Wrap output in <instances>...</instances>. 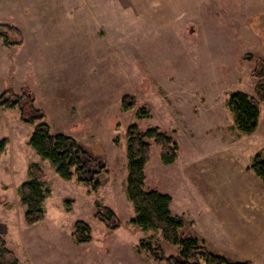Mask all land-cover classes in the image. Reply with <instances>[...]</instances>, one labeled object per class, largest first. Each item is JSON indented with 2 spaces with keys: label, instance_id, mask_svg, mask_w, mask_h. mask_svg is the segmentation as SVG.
I'll return each instance as SVG.
<instances>
[{
  "label": "rangeland",
  "instance_id": "obj_1",
  "mask_svg": "<svg viewBox=\"0 0 264 264\" xmlns=\"http://www.w3.org/2000/svg\"><path fill=\"white\" fill-rule=\"evenodd\" d=\"M100 1L111 2L0 0V24L25 37L18 48L0 40V93L30 88L55 134L96 153L100 147L98 157L108 165L98 193L63 180L29 146L34 127L17 110L0 109V141H9L0 157V226L9 249L21 264H160L138 248L140 240L154 238L167 255L176 254L159 233L129 223L127 131L138 124L142 131L159 127L179 144L177 161L166 166L152 142L145 189L173 198L171 210L184 219L185 234L231 262L264 264V217L254 222L246 212L257 192L246 167L264 148V124L245 134L228 107L231 92L255 94L254 63L245 56L264 59V0H214V6L208 0L201 28L190 34L179 31L180 21L154 30L144 16L102 15L92 9ZM125 95L137 99L129 111L121 110ZM141 107L148 118L137 117ZM32 163L45 171L52 194L44 220L28 225L18 189ZM66 200L73 201L71 212ZM96 201L117 213L120 229L110 231L94 217ZM77 221L90 225L91 242H75Z\"/></svg>",
  "mask_w": 264,
  "mask_h": 264
},
{
  "label": "trees",
  "instance_id": "obj_2",
  "mask_svg": "<svg viewBox=\"0 0 264 264\" xmlns=\"http://www.w3.org/2000/svg\"><path fill=\"white\" fill-rule=\"evenodd\" d=\"M0 40L7 48H18L25 45L22 31L12 24H0ZM245 59L254 63L251 77L255 80L254 96L245 92H231L228 107L232 112L237 128L245 134H253L259 127L261 104H264V59L246 55ZM137 106L133 95L121 99V110L129 111ZM0 109L17 110L20 120L34 127L29 146L43 159L49 160L55 172L65 181L75 180L84 184L88 192L98 193L102 188L101 177L108 172L107 163L98 156L90 154L72 136L54 133L47 122V114L37 105V98L28 87L17 90L7 87L0 93ZM137 117L146 119L150 111L146 107L137 110ZM118 142V138L115 139ZM152 142L161 151L164 165L174 164L180 147L175 138L159 127L142 131L138 124H131L127 131V196L134 207V216L129 223L145 232L159 233L160 237L176 254L167 255L154 238L140 240L139 251L151 255L160 264H254L252 260L231 262L225 256L209 249L207 243L196 235H186V223L182 217L173 214V198L159 190L145 189L146 166L150 162ZM7 139L0 141V157L6 152ZM264 183V148L253 158L247 167ZM29 179L18 189L21 204L26 207L25 221L34 225L44 220V203L52 194L48 186L47 175L43 168L32 163L28 167ZM67 211H72V200L65 201ZM94 217L110 231L121 228L122 221L117 213L100 201L95 202ZM6 229L0 226V264H21L17 256L8 247ZM73 238L77 244L92 241V229L83 221L74 225Z\"/></svg>",
  "mask_w": 264,
  "mask_h": 264
},
{
  "label": "crops",
  "instance_id": "obj_3",
  "mask_svg": "<svg viewBox=\"0 0 264 264\" xmlns=\"http://www.w3.org/2000/svg\"><path fill=\"white\" fill-rule=\"evenodd\" d=\"M210 1L211 5L214 6L212 3L214 0ZM249 2L250 0L245 1V3ZM207 3L208 0H111L108 4L104 1L94 2L92 3V9L102 15H105L106 13L110 15L112 12H119L125 17L131 15L135 18V15H137L141 18V20L143 18L142 16H144L146 23L151 28H154V30L157 28L162 29L163 27H167L174 21H180L182 25L180 26L179 31L183 30L184 33L186 32L190 34L192 32L196 33V31L201 28L203 16L206 17L208 14ZM248 28L250 27L248 26ZM249 30L251 31V29ZM262 30H264V28ZM252 35L254 36L253 33ZM263 124L264 116L261 114L258 129L262 128ZM84 149L95 156H98L100 152L102 153V149L100 147L97 148L99 151L98 153L93 152L86 147ZM246 172L248 173L249 179L256 185L257 189H264L263 185H261L262 181L257 179L258 177L254 173V175H252L251 171L247 170V167ZM74 181L75 180L69 182ZM257 189V192L251 194L249 200L246 201L248 202L246 212L252 217H255L252 218L254 222H256V218H258L259 215H263L264 217V195H260V190L258 191ZM262 236L264 237V234Z\"/></svg>",
  "mask_w": 264,
  "mask_h": 264
}]
</instances>
